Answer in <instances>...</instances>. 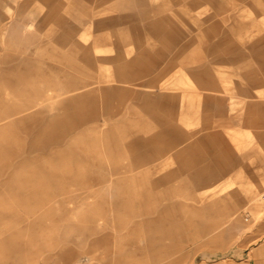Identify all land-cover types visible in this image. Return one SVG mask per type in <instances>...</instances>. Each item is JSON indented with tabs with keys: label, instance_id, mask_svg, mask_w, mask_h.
<instances>
[{
	"label": "rangeland",
	"instance_id": "1",
	"mask_svg": "<svg viewBox=\"0 0 264 264\" xmlns=\"http://www.w3.org/2000/svg\"><path fill=\"white\" fill-rule=\"evenodd\" d=\"M263 195L264 0H0V264H264Z\"/></svg>",
	"mask_w": 264,
	"mask_h": 264
},
{
	"label": "crops",
	"instance_id": "2",
	"mask_svg": "<svg viewBox=\"0 0 264 264\" xmlns=\"http://www.w3.org/2000/svg\"><path fill=\"white\" fill-rule=\"evenodd\" d=\"M97 40H95V43H96ZM85 49H87V51L89 52L90 50V47L87 46V47H83ZM85 52V51H84ZM168 98L174 102L175 100V97L174 96H168ZM209 100V102H212L213 106H216V100L215 99H207ZM94 117H97V113H95L93 115ZM166 123L163 124V127H162V131L160 134H157L156 137L158 138L159 136H163L165 133H169V134H173L172 136V139L169 141V142H166V143H163L162 145H159V147L157 148L156 151H144L141 153V157L137 160V162L135 164L137 165H140V164H145V163H148V162H151V161H154L156 158L157 155L161 154L162 152V148L166 145L167 147L168 146H176L180 143H182V141L184 140L183 138V135L182 133L180 132V130L178 129V127H176L173 123ZM147 141L149 140H140V139H136L135 142H134V145L135 144H144V143H147ZM185 151L186 150H179L178 152L174 153L176 156H178V158L183 161L185 158H186V155H185ZM200 154L197 156L196 158V161L198 163H202L200 161L203 160V154H202V151L199 152ZM134 167H138V166H134ZM205 168V167H204ZM203 168V170H204ZM134 168H131L130 171H132ZM205 171H201V170H198L196 171V173H194V176L196 175L197 178H194L195 182H201L203 179L201 177V175L205 174ZM177 173V171H172V172H168L166 173L165 175H163L162 177H160L159 179H156L154 180V182H152V184H156V185H159V184H163V183H166L168 182L169 180H171V177L174 176L175 174Z\"/></svg>",
	"mask_w": 264,
	"mask_h": 264
},
{
	"label": "water",
	"instance_id": "3",
	"mask_svg": "<svg viewBox=\"0 0 264 264\" xmlns=\"http://www.w3.org/2000/svg\"><path fill=\"white\" fill-rule=\"evenodd\" d=\"M203 256H204V257H205V256L208 257V255H205V254H204Z\"/></svg>",
	"mask_w": 264,
	"mask_h": 264
},
{
	"label": "built area",
	"instance_id": "4",
	"mask_svg": "<svg viewBox=\"0 0 264 264\" xmlns=\"http://www.w3.org/2000/svg\"><path fill=\"white\" fill-rule=\"evenodd\" d=\"M263 199H264V195H263Z\"/></svg>",
	"mask_w": 264,
	"mask_h": 264
}]
</instances>
